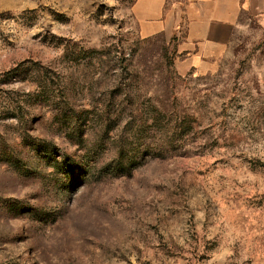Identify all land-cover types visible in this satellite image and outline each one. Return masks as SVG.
Masks as SVG:
<instances>
[{
    "label": "rangeland",
    "instance_id": "1",
    "mask_svg": "<svg viewBox=\"0 0 264 264\" xmlns=\"http://www.w3.org/2000/svg\"><path fill=\"white\" fill-rule=\"evenodd\" d=\"M134 0H0V264H264V17L213 68Z\"/></svg>",
    "mask_w": 264,
    "mask_h": 264
},
{
    "label": "crops",
    "instance_id": "2",
    "mask_svg": "<svg viewBox=\"0 0 264 264\" xmlns=\"http://www.w3.org/2000/svg\"><path fill=\"white\" fill-rule=\"evenodd\" d=\"M131 14L143 38H173L190 67L213 68L243 21L264 17V0H134Z\"/></svg>",
    "mask_w": 264,
    "mask_h": 264
}]
</instances>
